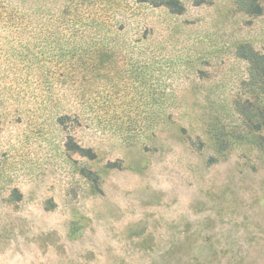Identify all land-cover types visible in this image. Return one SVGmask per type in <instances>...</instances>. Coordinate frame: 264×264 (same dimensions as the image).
<instances>
[{
  "label": "rangeland",
  "instance_id": "1",
  "mask_svg": "<svg viewBox=\"0 0 264 264\" xmlns=\"http://www.w3.org/2000/svg\"><path fill=\"white\" fill-rule=\"evenodd\" d=\"M168 1L0 0V264H264V0Z\"/></svg>",
  "mask_w": 264,
  "mask_h": 264
},
{
  "label": "trees",
  "instance_id": "2",
  "mask_svg": "<svg viewBox=\"0 0 264 264\" xmlns=\"http://www.w3.org/2000/svg\"><path fill=\"white\" fill-rule=\"evenodd\" d=\"M208 1L209 0H193V3L195 5H200L203 3H207ZM234 1L236 2L237 6L249 16H259L263 11L261 0H234ZM165 5H167L170 9L177 7L176 2L172 0L165 2ZM260 60L262 61L263 70H264V55L260 57Z\"/></svg>",
  "mask_w": 264,
  "mask_h": 264
}]
</instances>
